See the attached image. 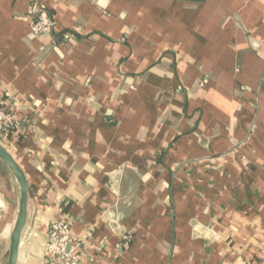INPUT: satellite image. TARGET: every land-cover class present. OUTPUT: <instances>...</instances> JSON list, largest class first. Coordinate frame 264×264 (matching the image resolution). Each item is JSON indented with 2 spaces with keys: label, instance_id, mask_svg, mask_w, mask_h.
Listing matches in <instances>:
<instances>
[{
  "label": "crops",
  "instance_id": "0c3cea01",
  "mask_svg": "<svg viewBox=\"0 0 264 264\" xmlns=\"http://www.w3.org/2000/svg\"><path fill=\"white\" fill-rule=\"evenodd\" d=\"M0 105L15 264L60 210L80 264H264V0H0ZM19 193L0 162V264Z\"/></svg>",
  "mask_w": 264,
  "mask_h": 264
},
{
  "label": "built area",
  "instance_id": "2783aa9c",
  "mask_svg": "<svg viewBox=\"0 0 264 264\" xmlns=\"http://www.w3.org/2000/svg\"><path fill=\"white\" fill-rule=\"evenodd\" d=\"M29 27L33 36H39L52 31L54 23L47 11L39 7L33 14ZM26 125L23 121L15 118L9 107L0 105V141L5 140L12 133H27ZM60 212V216L49 225L44 257L58 264H80L78 253L80 242L72 237L68 220L63 214V210ZM127 248L128 239L123 237L119 249L126 250Z\"/></svg>",
  "mask_w": 264,
  "mask_h": 264
},
{
  "label": "water",
  "instance_id": "95a60500",
  "mask_svg": "<svg viewBox=\"0 0 264 264\" xmlns=\"http://www.w3.org/2000/svg\"><path fill=\"white\" fill-rule=\"evenodd\" d=\"M0 162L10 171L19 187V207L17 217L10 235L6 264H15L20 243V237L26 221V207L29 197V186L24 174L12 156L0 145Z\"/></svg>",
  "mask_w": 264,
  "mask_h": 264
}]
</instances>
